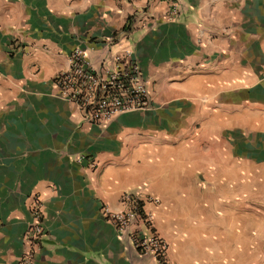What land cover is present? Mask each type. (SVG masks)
Masks as SVG:
<instances>
[{
	"label": "crops",
	"instance_id": "0c3cea01",
	"mask_svg": "<svg viewBox=\"0 0 264 264\" xmlns=\"http://www.w3.org/2000/svg\"><path fill=\"white\" fill-rule=\"evenodd\" d=\"M178 2L168 20L164 0H0V264L24 251L34 193V264H161L102 212L125 191L167 264H264V0ZM78 44L94 62L132 49L152 108L82 122L52 85Z\"/></svg>",
	"mask_w": 264,
	"mask_h": 264
},
{
	"label": "built area",
	"instance_id": "2783aa9c",
	"mask_svg": "<svg viewBox=\"0 0 264 264\" xmlns=\"http://www.w3.org/2000/svg\"><path fill=\"white\" fill-rule=\"evenodd\" d=\"M168 5L166 18L175 20L181 7L178 0H164ZM112 40V38H111ZM58 98L75 104L80 109L84 123L102 126L113 117L129 112L147 111L152 108L147 80L130 48L112 51L106 48L94 62L81 46H74L68 54L67 66L52 80ZM89 157L78 154L81 162ZM89 164L95 167L93 160ZM145 200L158 203L147 195ZM124 208L113 212L104 206L103 214L120 235L129 234L133 246L142 253L151 254L161 264L165 261L167 245L152 226V215L143 209L140 196L125 191L121 195ZM42 199L34 193L30 198L31 223L23 235L24 251L15 264H34L35 255L41 246L45 227L43 223Z\"/></svg>",
	"mask_w": 264,
	"mask_h": 264
}]
</instances>
